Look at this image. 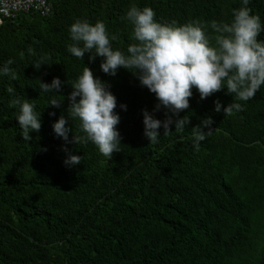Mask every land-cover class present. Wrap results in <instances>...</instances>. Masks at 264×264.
<instances>
[{
    "label": "trees",
    "instance_id": "trees-1",
    "mask_svg": "<svg viewBox=\"0 0 264 264\" xmlns=\"http://www.w3.org/2000/svg\"><path fill=\"white\" fill-rule=\"evenodd\" d=\"M48 2V15L30 11L0 25V65L12 59L16 73L15 80L0 76V264H264V86L231 116L214 112L216 100L232 102L226 90L201 100L193 88L189 109L180 113L189 125L165 135L161 128L159 143L150 144L142 110L152 112L155 95L127 70L111 77L100 71L103 58L89 63V54L81 60L67 51L77 19L103 21L117 36L113 48L126 51L135 42L126 19L132 5L151 7L161 23L198 20L207 27L230 23L242 0ZM248 7L264 23V0ZM207 33L215 35L210 27ZM41 59L46 65L33 68ZM84 66L117 100L121 146L111 159L91 142L66 143L53 132L62 114L68 119L66 98ZM57 77L60 93H42L39 81ZM17 97L41 113L30 142L16 121ZM50 98L63 104L48 106ZM206 116L214 130L196 151L192 128ZM155 118L163 121L164 110ZM69 126L84 135L78 120ZM65 148L83 157L80 165H65Z\"/></svg>",
    "mask_w": 264,
    "mask_h": 264
},
{
    "label": "clouds",
    "instance_id": "clouds-1",
    "mask_svg": "<svg viewBox=\"0 0 264 264\" xmlns=\"http://www.w3.org/2000/svg\"><path fill=\"white\" fill-rule=\"evenodd\" d=\"M250 0H242V7L233 9L230 23L212 20L207 27L201 21H191L178 25L175 21L161 23L151 7L130 6L126 19L133 27L134 43L126 51L114 49L112 41L117 36L110 34L103 21L94 24L87 19H77L68 29L72 44L67 51L74 57L84 60L88 55L89 63L97 57L103 58L100 71L115 77L119 69L130 72L139 81V85L155 95L158 101L152 112L142 110L144 136L150 144L159 143L161 128L163 134L175 130L183 131L190 123L189 116L180 118V113L189 109V99L193 88L204 100L213 94L225 91L233 97L227 106L219 100L214 102V112H223L231 116L244 110L240 102H248L264 86V40L258 37L264 32V23L259 15L252 14L248 7ZM215 33L209 36L207 28ZM214 41V43H213ZM14 61L8 59L0 65V76H9L15 80L16 73L10 67ZM46 65L44 60L37 61L33 68L39 70ZM62 81L57 77L51 83L39 81L42 93H60ZM14 94L12 87L7 88ZM67 117L62 114L52 125L54 134L66 143L91 142L99 152L111 159L113 152L121 146L117 125L120 116L116 97L110 91V85L94 75L84 66L72 85V91L66 98ZM13 103L19 106L16 121L21 129V137L30 142V133L41 129V113L36 105L27 99L17 97ZM60 101L50 98L48 106L60 108ZM124 111L126 105H120ZM164 110L165 119H156L155 114ZM54 116L55 113H49ZM70 120H78L80 131L84 135H74ZM211 116L201 119L200 124L192 128V147L198 151L200 144L214 129ZM207 129V131H205ZM72 140H69V134ZM66 166L81 164L83 157L64 149Z\"/></svg>",
    "mask_w": 264,
    "mask_h": 264
},
{
    "label": "built area",
    "instance_id": "built-area-1",
    "mask_svg": "<svg viewBox=\"0 0 264 264\" xmlns=\"http://www.w3.org/2000/svg\"><path fill=\"white\" fill-rule=\"evenodd\" d=\"M30 11L48 15L51 5L48 0H1L0 1V25L3 18H16L21 13Z\"/></svg>",
    "mask_w": 264,
    "mask_h": 264
},
{
    "label": "water",
    "instance_id": "water-1",
    "mask_svg": "<svg viewBox=\"0 0 264 264\" xmlns=\"http://www.w3.org/2000/svg\"><path fill=\"white\" fill-rule=\"evenodd\" d=\"M1 1V0H0Z\"/></svg>",
    "mask_w": 264,
    "mask_h": 264
}]
</instances>
